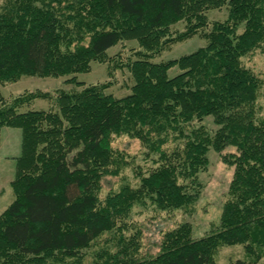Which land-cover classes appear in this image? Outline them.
Listing matches in <instances>:
<instances>
[{
  "label": "trees",
  "instance_id": "trees-1",
  "mask_svg": "<svg viewBox=\"0 0 264 264\" xmlns=\"http://www.w3.org/2000/svg\"><path fill=\"white\" fill-rule=\"evenodd\" d=\"M227 5L229 17L204 32L192 53L154 62L172 44L209 24L207 12ZM180 21L186 28L173 34ZM243 31L240 32V26ZM89 38L88 43L86 40ZM137 40L129 64L131 92L115 97L109 84L85 85L77 74L123 40ZM264 47V0H8L0 10V84L23 75L71 76L76 90L28 91L7 99L0 91L3 127L22 131L11 182L14 198L0 215V264H85L83 250L118 231L116 252L101 264H220L223 246L243 245L252 262L264 255V119L258 117L263 82L242 57ZM180 72L169 75L173 67ZM36 98L50 109L21 110ZM212 117L217 128L206 124ZM139 138L159 156L138 186L124 185L104 200L101 180L113 168L114 134ZM171 138L182 142L163 148ZM234 166L229 197L216 230L194 238L183 222L164 233L154 256L139 258V233L127 238L138 204L182 209L200 195L199 173L213 148Z\"/></svg>",
  "mask_w": 264,
  "mask_h": 264
},
{
  "label": "rangeland",
  "instance_id": "rangeland-1",
  "mask_svg": "<svg viewBox=\"0 0 264 264\" xmlns=\"http://www.w3.org/2000/svg\"><path fill=\"white\" fill-rule=\"evenodd\" d=\"M7 1L0 0V10ZM207 16L209 24L206 28L189 39L178 41L167 47L159 55L154 56L152 61L161 62L175 59L205 46L207 40L204 38V32L211 30L215 21H225L229 17L228 6L210 9ZM185 28L186 22L180 21L172 26L171 31L175 35L183 32ZM243 28L241 25L239 31L242 32ZM88 40L89 38L86 43ZM139 49V44L135 39L120 41L108 50L106 61H93L90 71L78 73L77 79L84 82L85 85L107 83L109 84L108 93L115 97H123L131 92V87L134 84L129 64L138 58L136 53ZM242 62L255 72L263 82L258 99V117L264 119V47H259L242 57ZM179 72V67L175 66L170 69L169 75L174 76ZM70 77L67 75L60 77L23 75L16 82L0 84V91L5 98L12 99L28 91L50 92L55 95L59 89H80L81 87L76 84L66 83ZM53 105L51 99L36 98L30 105H24L21 110H47ZM201 123L206 124L212 130L217 128L212 117L205 118L203 122H194L196 126ZM181 142L179 139L171 138L163 148L172 150ZM111 145L115 152V163L112 167L118 168L121 162L126 164L119 169V172L107 174L102 178L99 193L102 200L109 194L118 192L124 185L138 186L140 177L137 173L142 170L145 174L152 167L157 166L155 160L159 156L152 152L139 138L132 137L127 133L114 134ZM230 152H236V148L231 146L223 152H218L213 148L210 150L208 168L199 173V180L202 184L200 195L191 205L182 209L159 210L155 205L148 202L147 204H138L133 208L131 216L127 219L128 229L125 230L124 234L130 238L135 232H140L139 243L141 247L137 254L139 258L156 255L164 233L183 222L191 224L194 238H201L217 229L223 204L229 197V185L234 173V166L226 163L223 159V155ZM14 175L15 162L0 164V183L5 181L7 184L6 193L9 190V194H11L12 187L7 181L8 177L11 176L12 178ZM118 238L119 233L116 230L104 233L89 248L83 250L84 263L101 264L105 258L103 255L105 251L116 252ZM216 258L220 264H264V255L254 263L243 245L223 246L218 250Z\"/></svg>",
  "mask_w": 264,
  "mask_h": 264
},
{
  "label": "crops",
  "instance_id": "crops-1",
  "mask_svg": "<svg viewBox=\"0 0 264 264\" xmlns=\"http://www.w3.org/2000/svg\"><path fill=\"white\" fill-rule=\"evenodd\" d=\"M21 143H22V131L17 127H3L1 130V142H0V164L15 162L16 171V158L21 154ZM15 176V175H14ZM8 177L9 184L14 178ZM7 179V178H6ZM7 184L5 181L0 183V215L8 207L14 198L13 189L11 194L6 193ZM12 187V186H11ZM6 193V194H5Z\"/></svg>",
  "mask_w": 264,
  "mask_h": 264
}]
</instances>
